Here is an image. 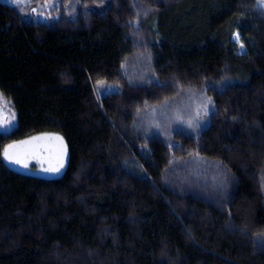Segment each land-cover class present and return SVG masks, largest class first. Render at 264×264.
<instances>
[{
	"label": "trees",
	"instance_id": "16d2710c",
	"mask_svg": "<svg viewBox=\"0 0 264 264\" xmlns=\"http://www.w3.org/2000/svg\"><path fill=\"white\" fill-rule=\"evenodd\" d=\"M0 93V264H264L260 0H0ZM45 131L61 174L5 162Z\"/></svg>",
	"mask_w": 264,
	"mask_h": 264
},
{
	"label": "rangeland",
	"instance_id": "374dc122",
	"mask_svg": "<svg viewBox=\"0 0 264 264\" xmlns=\"http://www.w3.org/2000/svg\"><path fill=\"white\" fill-rule=\"evenodd\" d=\"M6 1H8L9 3L15 4V5H18L20 3H25L28 0H6ZM140 41L142 43V40ZM141 62L144 63V61H141ZM136 65L139 67L138 63H136ZM140 67H142L141 72L147 71V70H143V68L146 67L145 64L140 65ZM131 73L134 75L133 72ZM108 87H109L108 85L103 86L104 89H107ZM188 90L189 89H186L183 92L181 90H178L177 91L178 94H176V96L174 97H171L166 102L171 101L172 103L168 104L170 108L173 107L174 104H176V106L179 107V110H181V112L186 113V116H191L192 112H194V108L191 107L189 103L194 100L196 101L197 98L200 99V96L196 92H192ZM166 102L164 103V106L167 105ZM9 108L11 112H14L10 105H9ZM170 108L168 109L170 110ZM169 110L166 113L168 117L171 116V112H169ZM173 110H176V107H174ZM189 110H192V112ZM159 114H161V111L158 112V116ZM171 117H176V114H172ZM14 125H15V119L12 120L11 123L8 125L0 126V131H8ZM56 137L62 138V136L59 133L45 131V132H40L35 135H32L28 138L10 142L5 145V147H7L8 145L13 144V143L18 144L19 147L17 151H19L20 153L26 156L27 167H24L21 164L10 162L9 160L5 159L4 155H3V159L9 166L14 167L16 170L21 171V172L31 173V174L45 176V177L58 176L59 174L62 173L65 167L66 158H67V150H66V146H65L63 138H62V143H61V141L57 140ZM34 138H38V139H34ZM22 141H29L30 143L20 144V142ZM4 149H3V152H4ZM61 159H62V166H61ZM50 167H57L59 168V170L55 172L44 170Z\"/></svg>",
	"mask_w": 264,
	"mask_h": 264
},
{
	"label": "snow or ice",
	"instance_id": "6c2138e0",
	"mask_svg": "<svg viewBox=\"0 0 264 264\" xmlns=\"http://www.w3.org/2000/svg\"><path fill=\"white\" fill-rule=\"evenodd\" d=\"M260 3L264 5V0H260ZM241 48H243V45H241ZM10 101L7 100L3 93H0V126H5L11 123L12 120L15 119V113L11 112L9 105ZM207 110L205 106V111ZM191 124V121H189ZM38 139V138H34ZM57 140H60L62 143V138L61 137H56ZM30 143L29 141H22L20 144H28ZM19 145L16 143L10 144L7 147H5L3 155L5 159L9 160L10 162H14L17 164H21L24 167H27L26 163V156L19 151H17ZM61 166H62V159H61ZM45 171H58L59 168L57 167H50L48 169H44Z\"/></svg>",
	"mask_w": 264,
	"mask_h": 264
},
{
	"label": "bare ground",
	"instance_id": "6f19581e",
	"mask_svg": "<svg viewBox=\"0 0 264 264\" xmlns=\"http://www.w3.org/2000/svg\"><path fill=\"white\" fill-rule=\"evenodd\" d=\"M198 121H200V120L198 119Z\"/></svg>",
	"mask_w": 264,
	"mask_h": 264
}]
</instances>
